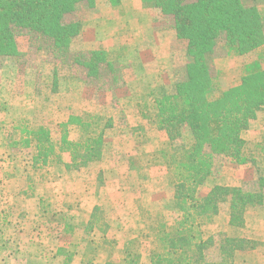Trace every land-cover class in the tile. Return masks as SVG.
I'll list each match as a JSON object with an SVG mask.
<instances>
[{
	"label": "rangeland",
	"instance_id": "obj_1",
	"mask_svg": "<svg viewBox=\"0 0 264 264\" xmlns=\"http://www.w3.org/2000/svg\"><path fill=\"white\" fill-rule=\"evenodd\" d=\"M118 1L120 15L107 1L96 0L72 43L77 50L120 54L124 79L113 91L74 81L67 67L54 66L42 51L26 60L0 61V264H127L132 250H141L138 263L148 264L149 239L142 233H148L151 218L163 215L169 229L176 221L174 177L158 162L142 163L166 136L140 112L156 97L157 91L151 95L150 90L163 87L169 92L183 78L184 44L168 22L157 26L139 0ZM257 8L264 16V0ZM27 47L20 38L19 52L25 54ZM256 56L262 57L264 68V44L254 54L218 61L220 89L237 86L242 69ZM86 116L98 120V130L105 126L101 157L78 169H64L71 159L63 153L60 163L33 170L34 147L23 145L30 137L22 130L43 125L53 141L67 135L74 143L86 135L66 121ZM244 139L250 161L233 165L228 159L215 160L212 178L199 187V196L215 185L255 190L258 177L264 176V109L256 113ZM131 158L141 165L130 167ZM30 182L35 189L26 197ZM228 210L229 203H220L217 223L205 228L203 239L214 241L207 260L218 261L224 234L257 243L237 252L234 264H264V204L246 214L242 229L228 227Z\"/></svg>",
	"mask_w": 264,
	"mask_h": 264
},
{
	"label": "trees",
	"instance_id": "obj_2",
	"mask_svg": "<svg viewBox=\"0 0 264 264\" xmlns=\"http://www.w3.org/2000/svg\"><path fill=\"white\" fill-rule=\"evenodd\" d=\"M104 1L120 15L118 0ZM260 1L139 0L143 8L153 13L157 26L169 23L168 27L184 44L187 58L183 78L169 92L163 87L150 90L151 95L157 91L156 97L144 104L140 112L165 133L160 149L143 156L142 163L158 162L174 177L177 214L170 229L160 215L151 218L148 233H142V237L149 239L148 264H234L237 252L257 245L242 237L221 234L219 259L209 262L206 252L214 241L210 236L203 239V235L205 228L217 223L219 204L225 202L229 203L228 227L244 228L246 214L264 204V176L258 177L253 191L215 185L201 197L198 189L212 178L218 158L228 159L233 165L250 161L244 134L256 113L264 109L262 57L256 56L247 64L240 83L227 90H221L216 81L220 74L216 64L227 57L254 54L264 44V16L257 8ZM96 3V0H0V61L26 60L42 51L54 66L67 67L70 77L86 87L100 92L118 88L124 79L119 53L77 50L72 45L85 25V12ZM20 38L27 40L25 54L18 49ZM69 121L76 123L86 136L81 135L73 143L66 140L67 135L53 141L43 125L37 130H22L30 137L22 141L23 145L34 147L33 170L60 163L58 157L63 153L71 159V165H62L64 169H78L101 157L105 126L98 130V120L90 116L69 117L66 124ZM132 159L130 167L141 165V161L136 163ZM34 187L30 182L25 189L26 197H31L29 192ZM97 210L94 208L91 219H95ZM138 246L141 248V243ZM141 258V250L139 254L132 250L127 264H139Z\"/></svg>",
	"mask_w": 264,
	"mask_h": 264
}]
</instances>
